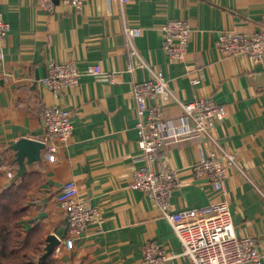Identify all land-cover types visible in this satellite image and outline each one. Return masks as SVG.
I'll return each mask as SVG.
<instances>
[{
  "label": "crops",
  "instance_id": "0c3cea01",
  "mask_svg": "<svg viewBox=\"0 0 264 264\" xmlns=\"http://www.w3.org/2000/svg\"><path fill=\"white\" fill-rule=\"evenodd\" d=\"M182 17L191 24L192 35L181 61L165 50L162 26ZM0 19L10 24L0 38V187L21 178L12 144L27 136L43 138L45 105H63L71 110L73 135L55 154L42 149L41 160L28 163L27 172L36 171L43 181L30 191L22 223L27 229L40 223L46 237H65V213L56 194L69 178L76 181L79 198L101 211L99 222L73 248L62 241L55 247L62 264H144L141 247L154 239L169 252L182 251L159 206L130 185L140 163L133 85L157 70L181 99L211 96L225 105L216 135L245 171L229 172L225 198L235 233L259 238L264 264V60L221 54L216 41L220 32L264 29V0H84L81 9L62 1L44 8L38 0H0ZM126 25L140 27L133 44L147 66L131 54ZM70 59L79 67L77 85L55 93L40 82L50 61ZM96 63L101 74L88 71ZM195 78L200 82L193 83ZM164 113L177 116L180 107L167 101ZM211 149L206 139L195 137L162 154L161 164L176 169L182 183L170 197L174 210L223 199L206 176L197 177L192 170L201 152ZM160 162L151 166L159 168ZM165 264L190 263L178 255Z\"/></svg>",
  "mask_w": 264,
  "mask_h": 264
},
{
  "label": "built area",
  "instance_id": "2783aa9c",
  "mask_svg": "<svg viewBox=\"0 0 264 264\" xmlns=\"http://www.w3.org/2000/svg\"><path fill=\"white\" fill-rule=\"evenodd\" d=\"M56 1L83 7L84 0H38L44 8H53ZM126 4L129 0H120ZM10 24L0 19V38L9 32ZM164 48L171 59L184 60L192 35V26L186 18H169L162 26ZM125 32L131 44L130 52L139 57L141 65L147 66L133 38L141 34L140 27L127 26ZM217 47L221 54L232 56L246 54L253 60H264V29L246 34L240 31L220 32ZM47 75L40 78L55 93L67 86L77 85L80 71L74 60L50 61ZM134 67L128 64L129 70ZM88 71L101 74L99 63L90 65ZM112 78V74H107ZM193 83H199L195 78ZM133 97L136 108V129L138 132L136 160L140 163L134 170V179L130 184L133 189L144 190L150 199L160 208L163 216L169 220L179 237L182 251H168L157 240H149L141 247L144 264H165L173 257L182 255L190 264H262L263 252L259 249V238L235 233L233 218L227 195L226 178L231 170L245 173L238 162L236 153L221 147L216 135V126L226 117L225 105L218 103L211 96L195 99H181L170 87L169 81L160 71H153L149 79L138 80L133 85ZM152 99H156L152 102ZM167 101L175 102L180 107L177 116H166L164 105ZM42 123L45 128L44 154L51 156L63 143L73 135L74 119L71 110L63 105H45L42 112ZM202 137L213 149L202 153L193 162L192 170L197 177L206 176L215 191L224 195L223 199L214 201L201 208L174 210L170 197L175 188L181 186L178 171L161 164L162 154L170 145H176L186 139ZM159 163L152 167V163ZM76 181L65 180L56 194L58 204L65 213L67 234L60 237L65 247L73 248L77 239L83 237L89 226L98 223L101 211L88 204L78 195Z\"/></svg>",
  "mask_w": 264,
  "mask_h": 264
},
{
  "label": "trees",
  "instance_id": "16d2710c",
  "mask_svg": "<svg viewBox=\"0 0 264 264\" xmlns=\"http://www.w3.org/2000/svg\"><path fill=\"white\" fill-rule=\"evenodd\" d=\"M43 181L28 171L17 182L0 187V264H62L48 244L44 228L37 223L27 229L22 223L29 211V195Z\"/></svg>",
  "mask_w": 264,
  "mask_h": 264
},
{
  "label": "water",
  "instance_id": "95a60500",
  "mask_svg": "<svg viewBox=\"0 0 264 264\" xmlns=\"http://www.w3.org/2000/svg\"><path fill=\"white\" fill-rule=\"evenodd\" d=\"M11 147L16 153L15 160L18 164V176L23 177L27 173L26 167L28 163L41 160L42 155L40 151L45 145L40 139L27 136L15 141ZM47 240L48 244L45 254L52 252L61 243V240L54 233L49 234Z\"/></svg>",
  "mask_w": 264,
  "mask_h": 264
},
{
  "label": "bare ground",
  "instance_id": "6f19581e",
  "mask_svg": "<svg viewBox=\"0 0 264 264\" xmlns=\"http://www.w3.org/2000/svg\"><path fill=\"white\" fill-rule=\"evenodd\" d=\"M16 170V169H15Z\"/></svg>",
  "mask_w": 264,
  "mask_h": 264
}]
</instances>
